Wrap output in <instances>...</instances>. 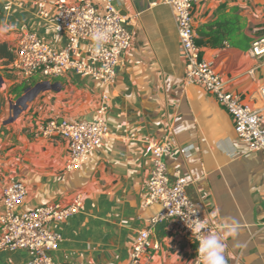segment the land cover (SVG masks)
<instances>
[{"label":"crops","instance_id":"1","mask_svg":"<svg viewBox=\"0 0 264 264\" xmlns=\"http://www.w3.org/2000/svg\"><path fill=\"white\" fill-rule=\"evenodd\" d=\"M55 1L0 0V26H13L0 31V43L7 41L11 48L21 31L30 29L55 47L66 46L67 35L54 31L53 20L39 15L43 5ZM115 4L128 20L132 41L109 86L77 74L40 78L34 85L0 60V210L3 190L15 180L28 188L23 208L69 203L82 193L84 203L77 214L48 224L63 235L52 251L55 261L128 264L139 231L162 209L145 204L152 166L147 142L169 140V173L181 169L190 178L189 196L206 220L220 227L218 234H224L226 220L240 222L239 235L224 240L228 264H264V151L248 150L238 138L233 116L213 93L186 83L187 62L172 5L164 0ZM193 12L203 55L214 62L226 88L261 107L264 55L254 54L252 45L264 37V0H206L196 3ZM27 81L28 88L48 87L37 89L29 106L26 98L21 100L27 105L12 122V101L28 92L18 98L15 89ZM105 93L110 137L81 168L67 171V141L40 137L37 129L50 117L93 118ZM42 101L45 109H32ZM151 239L160 248H149V264H191L198 247L173 220L157 223ZM30 257L26 250H1L0 264Z\"/></svg>","mask_w":264,"mask_h":264},{"label":"built area","instance_id":"2","mask_svg":"<svg viewBox=\"0 0 264 264\" xmlns=\"http://www.w3.org/2000/svg\"><path fill=\"white\" fill-rule=\"evenodd\" d=\"M203 1L206 0H164L172 5L176 15L181 50L187 62L185 81L204 87L225 105L233 116L238 138L247 144L250 152L264 151V102L256 108L240 94L229 91L214 62L204 57L203 48L198 43L193 11L194 5ZM39 15L52 19L54 31L66 34L68 43L64 47H55L36 31L22 30L11 45L14 53L11 65L21 79L29 80L39 74L43 81H49L77 74L107 86L114 82L132 41L128 20L117 9L115 0H101L99 3L93 0H56L50 6L43 5ZM96 30L109 33L108 40L99 51L95 50L92 40ZM252 51L256 55H264V37L254 41ZM262 95L264 97V86ZM108 100V94H103L91 119L50 117L39 125L40 137L67 141V171L81 168L110 137L106 121ZM171 150L169 140L147 142L146 153L151 157L152 166L145 204H158L162 209L147 220V227L139 231L128 264H149V248H160V243L151 239L152 229L161 221L173 220L179 231L192 236L197 243V234L192 233L187 221L200 219L207 222L201 236L220 230L218 225L206 220L201 208L190 198V178L181 169L169 173L167 157ZM182 151L187 153L188 147ZM27 195L28 188L21 180L11 181L3 190L0 251H29L31 257L18 264H58L52 251L59 247L63 235L48 224L66 221L77 214L84 203L83 194L77 193L69 203L23 208ZM220 234L224 236L222 232ZM191 264H200L197 250Z\"/></svg>","mask_w":264,"mask_h":264},{"label":"clouds","instance_id":"3","mask_svg":"<svg viewBox=\"0 0 264 264\" xmlns=\"http://www.w3.org/2000/svg\"><path fill=\"white\" fill-rule=\"evenodd\" d=\"M11 25L0 26V31L6 32ZM109 33L106 30H96L92 34V40L96 51H99L103 44L108 40ZM59 39V37H57ZM206 221L200 219H194L187 221V226L192 230V233L197 234L198 248L197 257L200 264H228L226 258V245L224 240L226 237L231 236L236 238L239 235L240 222L234 218L226 220L221 229L224 232V236H221L217 232L209 231L207 235L201 236L200 234L206 228Z\"/></svg>","mask_w":264,"mask_h":264},{"label":"rangeland","instance_id":"4","mask_svg":"<svg viewBox=\"0 0 264 264\" xmlns=\"http://www.w3.org/2000/svg\"><path fill=\"white\" fill-rule=\"evenodd\" d=\"M29 80H31V82L34 85H36L40 81V75L39 74H36L34 77H32ZM28 83H29V81H27L25 84L19 85L15 89L16 92H17V94H18V98L20 96H22L24 94V92L27 90V88L29 87V86H27ZM47 87H48L47 83H43V84L38 85V88H34V89H33V87L28 88V90H27L28 92L26 93V99H25V101H27L28 106L30 104V100H31L32 95H36V93H37L38 90H43V89H45ZM27 104L24 101H21V102H17V100H13L12 101V107H13L12 113H11V121L12 122H15L18 119L19 114L21 113V111L25 107V105H27ZM45 104L43 103V101L42 102L35 103L33 105L32 109H34V108L45 109ZM15 113H17V114H15ZM38 120L39 121H43V120H45V118H39L38 117Z\"/></svg>","mask_w":264,"mask_h":264},{"label":"trees","instance_id":"5","mask_svg":"<svg viewBox=\"0 0 264 264\" xmlns=\"http://www.w3.org/2000/svg\"><path fill=\"white\" fill-rule=\"evenodd\" d=\"M198 43L200 44V41H198ZM0 60H3L5 64H11L14 60V53L7 41L0 43Z\"/></svg>","mask_w":264,"mask_h":264},{"label":"water","instance_id":"6","mask_svg":"<svg viewBox=\"0 0 264 264\" xmlns=\"http://www.w3.org/2000/svg\"><path fill=\"white\" fill-rule=\"evenodd\" d=\"M25 98H26V96L23 95L21 98L18 99V102H20L21 100H23V99H25ZM60 121H62V119H60Z\"/></svg>","mask_w":264,"mask_h":264}]
</instances>
